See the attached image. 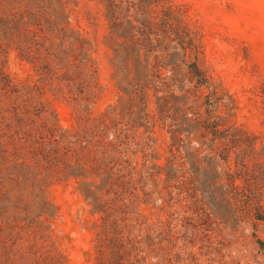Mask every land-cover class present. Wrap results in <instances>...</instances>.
<instances>
[{
    "label": "rangeland",
    "instance_id": "374dc122",
    "mask_svg": "<svg viewBox=\"0 0 264 264\" xmlns=\"http://www.w3.org/2000/svg\"><path fill=\"white\" fill-rule=\"evenodd\" d=\"M0 264H264V0H0Z\"/></svg>",
    "mask_w": 264,
    "mask_h": 264
}]
</instances>
